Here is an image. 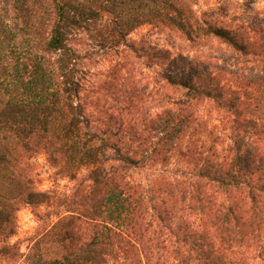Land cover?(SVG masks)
<instances>
[{
	"label": "trees",
	"instance_id": "16d2710c",
	"mask_svg": "<svg viewBox=\"0 0 264 264\" xmlns=\"http://www.w3.org/2000/svg\"><path fill=\"white\" fill-rule=\"evenodd\" d=\"M198 1L0 0V238L15 235L21 205L59 200L36 187L37 155L77 182L27 264H264V10L229 29ZM144 26L229 57L138 47ZM122 54L166 66V89L183 96L140 119L146 89ZM97 55L111 66L93 83ZM94 102L110 105L107 122Z\"/></svg>",
	"mask_w": 264,
	"mask_h": 264
},
{
	"label": "rangeland",
	"instance_id": "374dc122",
	"mask_svg": "<svg viewBox=\"0 0 264 264\" xmlns=\"http://www.w3.org/2000/svg\"><path fill=\"white\" fill-rule=\"evenodd\" d=\"M196 9L199 15L209 18L220 26L238 29L249 21L251 16L264 10V0H199ZM130 39L138 47L148 43L155 47L170 50L173 58L183 57L186 60L196 61L200 56L210 53L220 58H223V56L229 57L226 47H219L217 42H212L210 50L207 49L204 52L189 46L188 42L173 31H158L151 26L139 28L131 34ZM79 43L83 44L81 45L83 49L90 50L89 45L92 43L87 36L84 35ZM127 57L128 59H126ZM119 58L123 62L128 61L131 63V69L136 68L133 75L135 76L134 79L140 87L146 89V93L142 96L141 106H143V111L140 119H145L146 112L153 114L160 112L165 107L169 96L176 98L183 96V92L180 90L166 89V83L162 79L166 66H162L159 62L148 57L136 59L133 55L122 54ZM119 58L113 57L115 60ZM157 64H160V66ZM149 65L152 66L149 67ZM110 66L111 63L108 59L103 58L101 55L95 56L91 68L92 76L89 75L90 81L97 83L104 80ZM104 106L108 108L110 105L107 103L95 105L94 102L88 106V112L93 115L95 122L99 118L102 121H108L107 115L103 113ZM119 106L123 107L125 103H121ZM111 113H115V119H120V116L116 114V110L113 109ZM205 115V119L210 121V128L218 123L216 112L213 111L212 114L206 112ZM97 124H101V122L99 121ZM31 167V175L35 179L37 189L57 195L59 200L53 206L45 205L34 208L21 205L17 213L15 235L10 239L0 238V264H27V256L30 254L35 242L57 221L59 215L66 212L65 207L58 204L60 197L70 196L77 186V182L57 176L56 171L50 166L47 156L44 154L37 155L31 161ZM153 173L154 170L142 171L138 174V177L142 180L149 179Z\"/></svg>",
	"mask_w": 264,
	"mask_h": 264
}]
</instances>
